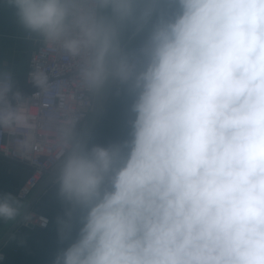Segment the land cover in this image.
Listing matches in <instances>:
<instances>
[{"label": "clouds", "instance_id": "clouds-1", "mask_svg": "<svg viewBox=\"0 0 264 264\" xmlns=\"http://www.w3.org/2000/svg\"><path fill=\"white\" fill-rule=\"evenodd\" d=\"M6 2L84 57L88 88L116 79L134 97L125 139L62 152L52 264H264V0ZM129 28L147 30L138 53ZM19 99L0 82V129L30 128ZM18 204L0 194V220Z\"/></svg>", "mask_w": 264, "mask_h": 264}, {"label": "built area", "instance_id": "built-area-1", "mask_svg": "<svg viewBox=\"0 0 264 264\" xmlns=\"http://www.w3.org/2000/svg\"><path fill=\"white\" fill-rule=\"evenodd\" d=\"M36 40L38 44L29 64L27 91L14 89L13 73H0V82L10 81L12 94H20L18 102L31 117L30 128L15 132L0 129V158L31 168L18 194L23 201L60 162L62 152L72 144L73 135L79 132L91 110L95 94L94 89L84 84L81 76L83 56L73 57L59 45L46 42L41 35ZM140 47L135 51L130 50V53H138ZM38 70L47 77L44 87L37 86L33 80V74ZM49 224L47 216L32 210L18 229L47 228ZM4 258V253L0 251V260Z\"/></svg>", "mask_w": 264, "mask_h": 264}, {"label": "crops", "instance_id": "crops-1", "mask_svg": "<svg viewBox=\"0 0 264 264\" xmlns=\"http://www.w3.org/2000/svg\"><path fill=\"white\" fill-rule=\"evenodd\" d=\"M129 28L122 37L124 45L135 35ZM39 34L33 33L20 25L14 16L13 9L6 0H0V73L11 72L14 75V89L25 92L28 88V70L31 55L36 49ZM147 38V31L132 45L131 51L137 50ZM134 97L129 93L128 86L115 85L109 102L101 114L89 145L107 146L119 142L128 136L130 111ZM79 132L71 139L74 144ZM31 168L28 165L0 158V194L11 193L19 202L22 212L24 201L18 197L22 185L27 180ZM67 205L58 196V186L53 182L38 198L33 211L47 216L50 224L47 228L36 227L17 229L0 248L5 255L0 264H52V260L61 246L58 239V217H63ZM0 220V235L11 225Z\"/></svg>", "mask_w": 264, "mask_h": 264}, {"label": "water", "instance_id": "water-1", "mask_svg": "<svg viewBox=\"0 0 264 264\" xmlns=\"http://www.w3.org/2000/svg\"><path fill=\"white\" fill-rule=\"evenodd\" d=\"M146 31L147 30H144L133 35L124 45L125 48L130 52L133 43ZM116 83V79H109L102 88L95 90L93 106L81 125L76 141L83 140L89 145L95 126L111 98ZM58 167L59 163L39 182L30 197L24 201V208L21 215L15 222L11 223L2 235H0V248H2L8 238L19 228L29 212L32 211L41 194L54 182V177L57 175Z\"/></svg>", "mask_w": 264, "mask_h": 264}]
</instances>
